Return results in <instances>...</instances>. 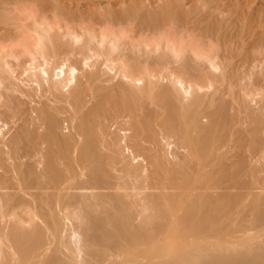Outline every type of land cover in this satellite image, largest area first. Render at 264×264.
Masks as SVG:
<instances>
[{
    "label": "bare ground",
    "instance_id": "bare-ground-1",
    "mask_svg": "<svg viewBox=\"0 0 264 264\" xmlns=\"http://www.w3.org/2000/svg\"><path fill=\"white\" fill-rule=\"evenodd\" d=\"M0 264H264V0H0Z\"/></svg>",
    "mask_w": 264,
    "mask_h": 264
}]
</instances>
